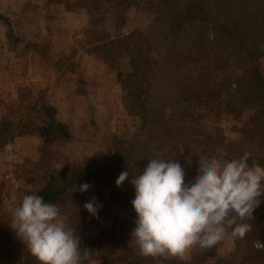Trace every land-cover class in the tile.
<instances>
[{
  "label": "trees",
  "instance_id": "trees-1",
  "mask_svg": "<svg viewBox=\"0 0 264 264\" xmlns=\"http://www.w3.org/2000/svg\"><path fill=\"white\" fill-rule=\"evenodd\" d=\"M153 1L154 20L148 31L120 37L96 49L102 63L118 73L117 79L124 92L125 112L133 119L127 132L112 138L111 146L104 158L85 160L62 168L50 165V170L46 171L45 167L49 165L47 161L45 162L48 156L46 148L56 140L69 139L62 126L52 121L54 113L52 107L43 106L34 121L37 126L28 127V123L33 122L25 121L28 130L22 132L17 133L18 124L13 125L11 120L0 123V149L10 145L15 136L25 133H36L45 144L39 162L34 164L27 162L28 166L33 168L30 174L25 169H18L14 174L17 181L23 183L27 181L31 185L30 189L17 190V197L20 200H16L14 209L22 197L28 194H38L46 202L56 204L63 215L67 209L63 200H73L74 196L94 197V201L100 206L98 210L104 206L106 202L104 200H113L112 195L115 191L122 193L130 202L134 199V187L128 180L117 187L115 181L121 172L128 170L129 175L134 176L133 169L144 170L146 167V161L137 160L140 157L148 159L149 155L154 154L155 148L150 142L151 137L163 126L169 125L164 121L168 108L165 102L169 103L168 99L173 95L178 99L181 87L192 83L195 88H201L208 93L207 99L198 98L201 106L228 104L231 95L224 88L231 85L228 83L229 80L237 78L236 73L231 72L223 76L229 71V65L250 64L248 55L253 59L255 53L256 55L264 53V0ZM124 2H127L124 8L132 4V0ZM224 57L231 62L226 64ZM199 61L201 62L198 63ZM206 61L210 66L203 65ZM220 62L225 64H219ZM247 77L253 80L250 90L257 91L264 100V76L253 68ZM217 79L221 81L219 84L216 82ZM237 86L240 88V84ZM189 92L187 89L185 91L187 95L184 93V97L191 102L198 93ZM249 105L254 104L249 101ZM256 117L264 118V108L257 110ZM173 130V135L180 132V128H174L172 132ZM168 132L171 133V128ZM166 137V140L161 139L162 146H159L158 152L161 155V151L164 154L165 150L169 149L167 153L172 157L175 153H172L170 148L167 149L171 141L169 135ZM206 142L208 141L204 144ZM135 157L137 162H131L132 169L128 168L131 165L127 164L129 158L133 160ZM252 163L264 166V159L250 158L249 164ZM30 175L34 177L33 182ZM85 183L90 187L87 191L81 192L80 185ZM2 185H0V264H39L26 245L15 238V232L10 227L12 218L5 214L2 207ZM75 213L77 214L75 221L71 224L67 216L66 225L80 238L82 258L85 254L97 253L96 262L99 264L105 260H109L110 264L223 262L216 252L219 243L211 249L191 246L189 254L187 253L188 260H183V256L145 257L137 249L125 253L124 240H115L112 231L103 228L100 220L95 222L91 219V215L83 208L81 202ZM257 215H264V207H256L252 220L247 222L252 224ZM230 230L231 227H226V231ZM244 240L233 252L234 257L230 264H264V249L248 247Z\"/></svg>",
  "mask_w": 264,
  "mask_h": 264
},
{
  "label": "crops",
  "instance_id": "crops-1",
  "mask_svg": "<svg viewBox=\"0 0 264 264\" xmlns=\"http://www.w3.org/2000/svg\"><path fill=\"white\" fill-rule=\"evenodd\" d=\"M152 1L132 0L124 8V0H0V123L15 120L6 114L12 102L21 110L52 107V121L69 136L53 147L62 158L56 168L104 158L133 119L118 73L96 49L146 32L154 20ZM44 146L36 133H25L0 149L2 207L11 218L17 190L31 188L14 174L38 163Z\"/></svg>",
  "mask_w": 264,
  "mask_h": 264
},
{
  "label": "clouds",
  "instance_id": "clouds-1",
  "mask_svg": "<svg viewBox=\"0 0 264 264\" xmlns=\"http://www.w3.org/2000/svg\"><path fill=\"white\" fill-rule=\"evenodd\" d=\"M249 158L246 152L230 161L201 160L191 184L185 181L182 165L171 158L155 156L134 176L121 172L117 187L126 180L134 187L131 236L140 254L174 257L184 256L191 246L211 249L225 238L226 227L232 228L233 239H244L253 229L247 221L264 196V166L249 164ZM89 187L85 183L79 190ZM83 207L96 217L100 206L92 201ZM10 227L39 264H83L77 233L67 227L60 208L42 196L24 195ZM254 247L264 249V242L256 240Z\"/></svg>",
  "mask_w": 264,
  "mask_h": 264
},
{
  "label": "rangeland",
  "instance_id": "rangeland-1",
  "mask_svg": "<svg viewBox=\"0 0 264 264\" xmlns=\"http://www.w3.org/2000/svg\"><path fill=\"white\" fill-rule=\"evenodd\" d=\"M151 5H154V1H152ZM248 58H250V64L247 63L244 66H239V64L233 66L230 64L228 68L229 71L223 75L226 76L229 72L236 73L237 75L236 79L232 78L228 81L231 85L224 88L228 90L231 95L228 104L219 103L214 105L208 104L205 107L201 106L198 98L207 99L209 97L208 93L202 91L201 88H195L192 83H188L181 87L178 99L174 98V95L169 98V103L165 102L168 108H166L167 111L164 118V121L169 125L163 126L160 131H157L154 133L153 137H151L150 142L155 148V150H153L154 154L151 156L149 155L148 159L146 157H140L137 161H146L147 165L156 154L160 155L158 148L159 146H162L161 139L166 140V135H169L171 141L170 147H167V149L170 148L171 152L175 153V155L172 157L170 155L169 157V154L167 153L168 149L165 150L164 154H162L161 151L159 157L166 159L171 158L172 160L179 162L185 171V181L188 184H191L198 176L200 170L199 161L210 157H216L222 161H230L232 159L240 158L247 152L250 154V158L260 157L264 159V118L258 119L256 117L257 110L264 108V100L257 91L250 90L249 87L252 86L253 80L247 77L248 73L253 68L264 76V53H261L260 55H256L255 53L253 59L252 56L248 55ZM225 60L226 64L231 62L227 61L226 58ZM200 62L201 61L198 63ZM223 63L220 62L219 64ZM206 64L210 66L207 61L203 65ZM216 82L219 84L221 81L217 79ZM249 82H251L250 85ZM237 84H240V88ZM187 89H189L190 92L193 91L198 93L191 102H189V100L187 101L186 97H184V93ZM185 94L187 95V93ZM249 101L255 106L249 105ZM38 112L39 111H36L35 109H18L14 102L10 103L6 108L7 117H15V120H11L10 122L13 125L18 124V127L16 128L17 133L22 132L23 130H28L27 126L24 124L25 121L33 122L31 124L28 123V127H31V125L37 126L34 121L39 116ZM169 128H171V133L168 132ZM174 128H180V132L176 135H173L174 130L172 132V129ZM164 129H168V131H165ZM180 136L181 139H179ZM205 141L208 142L204 144ZM55 143H57V141L46 148V150H48V156H46L45 162L47 161L49 164L48 167H45L47 168L46 171L50 170V165L55 167L57 161L59 163L60 160H62L58 155L52 154V152L54 153L53 147L55 146ZM135 159L136 157L133 160L132 158H129L127 164L131 165L128 166V168L132 169L131 166L133 164L131 162H137ZM68 166L70 165L63 167ZM23 167H26L25 170L28 173H30L31 169L33 170L32 166L23 165ZM42 172H44V170ZM138 172L142 173L143 169H133L134 175ZM74 197L73 200H63V203L67 205V209H65L66 214L64 216L65 218L67 216L69 217L71 224L76 219L75 217L77 214L75 213V210L80 206V202L81 205H84L87 202L94 201L81 200L78 197H75V199ZM112 199L113 200H104L106 202H104V206L98 210V216H90L91 219L95 222L100 220L103 228L112 231L115 240H124L123 247L125 253L132 251L133 249L138 250V247L135 241L132 240L131 236L135 227L134 222L136 219V214L130 203L132 200L129 202V200H126V196L124 197L122 193L117 191H115V194L113 193ZM260 199L261 203L259 206L264 207V196L260 197ZM68 205H70V208H68ZM252 226L253 229L246 234L244 238L245 240L239 238L233 239L230 235L232 230L226 231L225 238L219 242L216 250L218 258L223 262L217 264H230L234 257L233 252L243 240L246 246L253 247L254 249H257L254 247L256 240L264 242V215L255 216L252 221ZM16 239L19 240L17 237ZM187 253L183 256V260H188ZM96 256L97 253L85 254L82 258L83 264H99L96 262ZM102 264H110V262L109 260H105ZM209 264H213V261L209 262Z\"/></svg>",
  "mask_w": 264,
  "mask_h": 264
}]
</instances>
